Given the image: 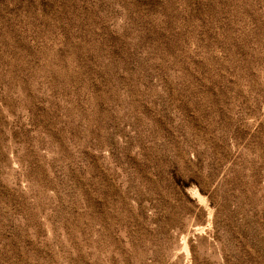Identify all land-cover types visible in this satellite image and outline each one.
Segmentation results:
<instances>
[{
	"label": "rangeland",
	"instance_id": "obj_1",
	"mask_svg": "<svg viewBox=\"0 0 264 264\" xmlns=\"http://www.w3.org/2000/svg\"><path fill=\"white\" fill-rule=\"evenodd\" d=\"M0 264H264V0H0Z\"/></svg>",
	"mask_w": 264,
	"mask_h": 264
}]
</instances>
